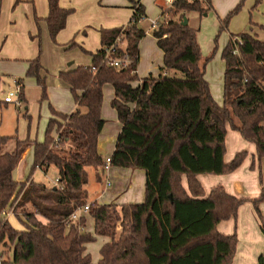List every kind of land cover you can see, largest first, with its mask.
I'll list each match as a JSON object with an SVG mask.
<instances>
[{
	"label": "trees",
	"instance_id": "1",
	"mask_svg": "<svg viewBox=\"0 0 264 264\" xmlns=\"http://www.w3.org/2000/svg\"><path fill=\"white\" fill-rule=\"evenodd\" d=\"M133 15L126 26L101 30V48L92 54L91 66L62 73L77 108L70 114L53 111L43 142L0 135V246L12 251L14 264H232L238 238L217 230L220 221L235 218L245 202L215 187L208 196L199 180L203 174L234 172L243 164L242 151L227 162L228 128L256 145L264 160V41L251 33L231 35L222 51L225 62L223 104L211 93L206 79L198 30L183 25L187 13L203 15L212 0H178L162 15H170L154 30L164 52L158 76L140 78V42L146 31L141 1H133ZM46 18L53 38L66 26L72 9L60 0H48ZM234 9L223 21L228 25ZM125 35L127 46L115 56L128 57L129 65L114 68L105 61L107 48ZM167 35V37H164ZM234 39L239 55L233 53ZM39 59L30 61L29 75L40 76ZM134 82H139L134 86ZM22 83L21 81L19 82ZM114 88L112 107L122 124L111 166L145 171V200L122 207L89 201L87 168L104 172L105 159L98 150L106 124L102 115L104 87ZM22 96V93H21ZM34 150V169L58 171L59 186L28 179L18 182L14 171L28 148ZM186 177L188 190L183 186ZM98 180L101 179L97 174ZM262 193L253 205L264 222ZM90 203L95 235L86 231L87 219L69 221L75 210ZM30 206V210H19ZM13 213L24 225L13 227L4 213ZM41 218V219H40ZM120 225L123 232L118 235ZM98 236L110 241L94 263L87 245ZM264 264V254L259 258Z\"/></svg>",
	"mask_w": 264,
	"mask_h": 264
},
{
	"label": "rangeland",
	"instance_id": "2",
	"mask_svg": "<svg viewBox=\"0 0 264 264\" xmlns=\"http://www.w3.org/2000/svg\"><path fill=\"white\" fill-rule=\"evenodd\" d=\"M69 1V0H68ZM116 0H73L74 7L69 9H76L77 16L75 23H86L82 28L75 30L67 39H60V35H66L65 32L58 33L53 38L46 25V34L43 36L40 30V23L43 18L32 16V21L35 22L37 32H30L27 30L26 35L21 32L26 29L30 19L25 7L26 2L16 0L12 5H8L10 0H4L5 7L3 13V26L14 25L19 34L17 38L25 44L34 43L37 47V56L41 65L40 76L44 84H40L34 75H29V67L22 74L19 75L17 71H13L11 67H6L4 73H0V135L17 136L20 140H31L43 142L46 137L47 119L53 111L63 114H69L75 105L74 96L71 88L62 73L77 69L80 66H91L93 64V57L91 53L95 52L99 46L100 34L103 29H111L116 27L126 26L133 14L131 7L133 1L128 0V4L121 3L114 4ZM2 0H0V4ZM23 5L14 10L15 4ZM47 3V0H46ZM16 4V5H17ZM142 4L147 11V17L140 22V27L146 31V35L140 42V59L138 63L139 77L147 76L148 72L157 73L158 65L164 64V56L160 50L157 40L154 38L153 21H159L160 25L165 20L170 18V15L163 16L160 9H169L170 7L162 0H142ZM238 11L230 17L227 26L223 27V21L228 15L237 7ZM120 11L117 15L115 11ZM16 13L15 21H10L8 13ZM129 13V15H128ZM7 15V16H6ZM190 20V25L198 30V41L201 47L203 60L207 61L206 79L210 84L211 93L217 102H223V88H224V71L225 62L222 59V51L228 44L231 35H240L242 33H251L256 35L259 39L264 41V0H213V8L203 15L198 12L187 13L186 17ZM184 18V19H185ZM45 20V18H44ZM43 20V21H44ZM73 21V20H72ZM73 21V23H74ZM117 21L118 24L114 27L110 26L111 22ZM45 22V21H44ZM159 25V26H160ZM158 26V27H159ZM72 22L71 28L72 31ZM66 31V30H65ZM150 32V33H149ZM70 34V33H69ZM124 41L123 49L127 46L125 35L120 36ZM4 40V39H3ZM26 46V45H25ZM73 63L72 65H70ZM13 71V72H12ZM15 81H21L25 92L28 91L27 103L20 107L15 103L4 104L6 93L10 92L14 86ZM66 84L68 88L63 89L60 84ZM66 92H69L68 94ZM113 88L107 86L104 91V101L102 107V115L107 124L103 128V137L112 139L113 134L116 135V130L120 124L116 110L112 107ZM28 108V109H27ZM49 123V122H48ZM264 125V123H263ZM108 141V140H107ZM111 147L109 146L110 152ZM103 156V155H102ZM111 157V154H105L103 157ZM26 167L28 175H32L36 182L46 184L48 186H55V179H57V169L51 166L48 171L39 168L34 169V151L28 154L27 159L21 162L16 174ZM111 182L112 185L107 187V192L103 197H99L105 187L106 177L101 169L95 170L93 167H88V190L89 201L92 202L95 198H99V203L111 204L114 201V196L118 190L126 184L127 191L129 185L136 186L139 184L138 179L132 181L131 176L126 181V168L112 166ZM97 173L100 174L101 179L97 181ZM103 178V181H102ZM89 203V202H88ZM90 204V203H89ZM117 210L122 216V207L124 205H117ZM30 210V206L19 210L20 214L23 211ZM11 224L18 230H23L24 225L20 219L13 213V208L8 209ZM92 217L88 218L86 223V231L95 235ZM243 221H248V215H245ZM41 219V218H40ZM87 219V218H86ZM264 219V216L262 217ZM123 229L118 225L117 233L120 235ZM104 238L97 237L96 241L88 245V252L92 260L98 263L100 260V251L103 246ZM12 251L7 250L6 247L0 246V264H14L12 262Z\"/></svg>",
	"mask_w": 264,
	"mask_h": 264
},
{
	"label": "crops",
	"instance_id": "3",
	"mask_svg": "<svg viewBox=\"0 0 264 264\" xmlns=\"http://www.w3.org/2000/svg\"><path fill=\"white\" fill-rule=\"evenodd\" d=\"M16 0H10L9 6L12 5ZM133 1V0H132ZM142 3V0H140ZM21 2H26V11L30 15V19L27 20V27L25 30L21 32L22 35H26L27 30L32 31L34 33L37 32V27L35 25V22L32 21V16L40 17L43 18L42 22L40 23V30L43 36L46 34V28L48 27L46 18L49 14V6H48V0L46 3V0H21ZM73 0H60V5L62 8L69 9L71 7H74L72 4ZM114 4L121 3L122 5L128 4V0H116L113 2ZM17 4V3H16ZM14 6V10L19 7H23L21 3L17 4ZM212 5H213V0H212ZM4 7L5 3L4 0H2V3L0 4V73H4L3 70L6 69V67H11L13 71H17L19 75H22L27 68L30 66V61L35 60V57L37 56V47L34 43H27L25 44L23 41L21 42L19 38H17V35L19 34V31L14 25H6L3 26V13H4ZM145 7V6H144ZM132 11L133 8L131 7ZM73 10V9H72ZM160 12L162 13V8L160 9ZM8 13V12H7ZM115 13L118 15L120 11H115ZM145 13L147 16V11L145 9ZM77 14V10L74 9L73 12L68 16L66 26L61 32H65L64 34L66 35H60V39H67L70 37L75 30H78L82 28L86 23H81L77 22L75 23V19ZM9 20L12 21L16 18V13H8ZM6 15V16H7ZM129 15V13H128ZM133 15V14H132ZM132 17V16H131ZM45 18V20H44ZM131 19V18H130ZM45 22H44V21ZM74 23H73V21ZM71 22H72V31L69 32L71 28ZM154 22H159L153 21ZM189 25H190V20H188ZM152 23V26H153ZM118 22H111L110 26L114 27L117 25ZM47 25V27H46ZM191 26V25H190ZM153 28V27H152ZM49 29V28H48ZM66 30V31H65ZM154 30V28H153ZM61 32L59 34H61ZM70 33V34H69ZM150 33V32H149ZM147 34V33H146ZM147 36V35H145ZM101 40V34L99 36ZM155 38V36H154ZM4 39V40H3ZM156 39V38H155ZM157 40V39H156ZM101 44V42H100ZM26 45V46H25ZM101 46H99L97 49H95L96 53ZM161 50V49H160ZM162 51V50H161ZM163 56L164 52L162 51ZM93 53H91L92 55ZM140 54H141V49H140ZM141 57V56H140ZM71 63L70 65H72ZM5 65H7L5 67ZM164 66L163 65H158L157 66V73L149 71L147 76L143 77H149V76H158L161 72V68ZM12 71V72H13ZM137 73L139 75V71L137 70ZM17 84H20L19 81L14 82V86L11 88L13 90ZM139 82H134L133 85L137 86ZM22 87V104L19 105L22 107L27 103V97H28V91L24 89L23 84H20ZM63 86V89L68 88L66 84H60ZM110 84L105 85V88L109 86ZM112 86V85H110ZM113 88V86H112ZM10 90V91H11ZM114 91V88H113ZM9 93V92H8ZM6 93V96L7 94ZM67 94L69 92H66ZM223 93H224V88H223ZM115 94V93H114ZM113 94V97H114ZM5 96V97H6ZM74 98V97H73ZM223 99V98H222ZM75 101V99H74ZM75 105L69 109L67 108L66 111H71V113L76 110L77 105L76 102H74ZM220 105L223 104V102H218ZM4 104H11V103H6L4 100ZM28 109V108H27ZM70 114V113H69ZM118 115V114H117ZM53 116L48 117L47 121L49 122L50 118ZM47 122V125H48ZM120 122V121H119ZM107 124V120H106ZM105 124V125H106ZM122 129V124L120 123L118 125V128L116 130V135L113 134L112 139H108L103 137V134L100 135L99 137V144H98V150L101 155H105L108 153V155H112L115 146H116V141L118 138L119 133L121 132ZM103 132V130H102ZM108 140V141H107ZM226 145H227V153L225 156V160L227 162H230L237 153L246 151L247 156L241 165L240 168L235 170L234 172H231L229 174H222V175H213V174H203L199 176V180L204 188L206 196L210 194V192L218 186H221L224 188L227 194L234 196L238 200H244L245 202L238 208L237 216L235 218H229L225 219L219 222L217 225V230L225 235H233L235 234L238 238V244L236 248V253L233 259L232 264H259V258L262 254H264V232L261 229L262 222L258 218V215L255 211L254 205H253V200L257 199L261 196L262 193V183L260 180L261 173L264 174V160L259 161L258 156H257V149L256 145L254 143H251L247 140H245L241 134L237 131L232 130L231 128H228V133L226 137ZM109 146L111 147L110 152H107L109 150ZM33 150V147H30L27 149V151L23 154L22 159L14 171V178L18 182H25L28 179H33L32 175H28L26 171V167L24 165V168L20 170L17 174V169L20 167L21 162L27 159L28 154H30ZM110 157V156H109ZM112 167V166H111ZM109 168L108 171H104V176L106 177V181L109 179L111 181L110 175L112 168ZM96 170V169H95ZM126 173L124 176H126V181L128 182L129 179L127 178L128 176H131L132 181H136L138 179V185L136 188L133 185H129V188L127 191L123 192L124 189H126V184L122 185V188L118 190L114 196V201L112 202L113 204L117 205H129V204H139L144 202L145 200V171L140 170V169H129L126 168ZM58 174V172H57ZM98 174V173H97ZM58 178V177H57ZM34 180V179H33ZM97 181L99 182L98 178ZM103 181V178H102ZM112 183V182H111ZM183 186L185 189L188 190V185H187V180L186 177H183ZM105 187L103 188L102 194L99 195V197H103L104 194H106L107 190V185L105 182ZM112 185V184H111ZM93 201H97L99 203V198H95ZM102 204V203H99ZM260 210L262 217L264 216V203L260 205ZM245 215H248V221H243V218ZM82 216H85L87 218H90L91 216L89 213H83ZM93 225H94V231H95V221L93 218ZM10 221V219H9ZM264 222V219H263ZM98 237H103V236H98ZM104 242L103 245L108 243L110 241V238L108 237H103ZM89 245V244H88ZM88 245H87V252H88ZM89 253V252H88ZM101 258V256H100ZM94 262V261H93ZM95 263V262H94Z\"/></svg>",
	"mask_w": 264,
	"mask_h": 264
},
{
	"label": "built area",
	"instance_id": "4",
	"mask_svg": "<svg viewBox=\"0 0 264 264\" xmlns=\"http://www.w3.org/2000/svg\"><path fill=\"white\" fill-rule=\"evenodd\" d=\"M162 1L170 7L178 0H162ZM159 25H160L159 22H154L153 28L156 29V28H158ZM164 37H167V35H164ZM123 44H124V41L122 40V38L119 37L116 40V42L114 43V45L107 48L105 61L107 62V64L109 66L119 69L122 67H127L129 65L130 61H129L128 57L115 56V54L120 49H123ZM234 45H235V48L233 50V53L236 55H239L240 51L238 48V41L235 39H234ZM21 93H22V87L20 84H17L16 87L7 94V96L5 97V102L6 103H17V104L21 105L22 104ZM105 163L106 164H105L104 171L106 172L111 167V157H107L105 159ZM111 184H112L111 181L108 179L106 181V185L109 187V186H111ZM55 186H59V178L55 179ZM89 210H90V204H87L81 208H78L77 210L74 211V213H72V215L69 218V221H71V222L77 221L79 219V217L82 216L83 213H88ZM4 213H6V215L10 214L8 212V209Z\"/></svg>",
	"mask_w": 264,
	"mask_h": 264
},
{
	"label": "water",
	"instance_id": "5",
	"mask_svg": "<svg viewBox=\"0 0 264 264\" xmlns=\"http://www.w3.org/2000/svg\"><path fill=\"white\" fill-rule=\"evenodd\" d=\"M188 24H189V22H188V19H187V18H185V19H184V22H183V25H185V26H186V25H188Z\"/></svg>",
	"mask_w": 264,
	"mask_h": 264
}]
</instances>
